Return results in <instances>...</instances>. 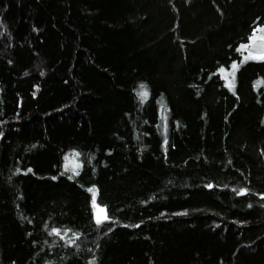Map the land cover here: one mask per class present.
I'll return each instance as SVG.
<instances>
[{
    "label": "trees",
    "instance_id": "16d2710c",
    "mask_svg": "<svg viewBox=\"0 0 264 264\" xmlns=\"http://www.w3.org/2000/svg\"><path fill=\"white\" fill-rule=\"evenodd\" d=\"M263 25L264 0H0V264H264Z\"/></svg>",
    "mask_w": 264,
    "mask_h": 264
},
{
    "label": "rangeland",
    "instance_id": "374dc122",
    "mask_svg": "<svg viewBox=\"0 0 264 264\" xmlns=\"http://www.w3.org/2000/svg\"><path fill=\"white\" fill-rule=\"evenodd\" d=\"M262 28H264V25L258 26L253 31V33L256 32L257 38L255 40L251 39V37L253 36V33H252L251 36L248 38L247 42L241 47V50L243 51L244 56L249 57V58L255 57L256 59L260 57H264V39H261V37H264V32L256 31L257 29H262ZM245 46H247V48H245ZM93 215L96 220L97 209L94 207H93ZM101 215L103 214L101 213Z\"/></svg>",
    "mask_w": 264,
    "mask_h": 264
},
{
    "label": "snow or ice",
    "instance_id": "6c2138e0",
    "mask_svg": "<svg viewBox=\"0 0 264 264\" xmlns=\"http://www.w3.org/2000/svg\"><path fill=\"white\" fill-rule=\"evenodd\" d=\"M256 31H259V32H264V28L262 29H257ZM257 37H256V32L253 33V36L251 37V39L255 40ZM261 39H264V37H261ZM245 48H247V46H245ZM251 55V54H250ZM249 57H245V59H248ZM255 58V57H253ZM261 59H264V57H260ZM232 68H233V73L231 74L233 76V82H234V72H235V69L237 68V65H232ZM223 71V70H222ZM233 82H230V86H231V83ZM142 95H146V93H141ZM74 174H77V173H74ZM93 192V199H92V203H93V207L97 209V215H96V223L99 225L101 223H103L104 221H106L108 219V215H107V210L105 208H100L97 203H96V192L95 190H90ZM241 194H243V192H241ZM101 213L103 215H101ZM54 231V234L56 235H60V232L58 230H53Z\"/></svg>",
    "mask_w": 264,
    "mask_h": 264
}]
</instances>
